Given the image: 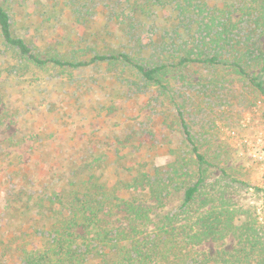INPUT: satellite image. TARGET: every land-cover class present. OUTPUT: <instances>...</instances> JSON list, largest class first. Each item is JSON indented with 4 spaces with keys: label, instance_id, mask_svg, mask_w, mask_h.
<instances>
[{
    "label": "rangeland",
    "instance_id": "rangeland-1",
    "mask_svg": "<svg viewBox=\"0 0 264 264\" xmlns=\"http://www.w3.org/2000/svg\"><path fill=\"white\" fill-rule=\"evenodd\" d=\"M0 1L12 15L16 34L42 54L82 59L95 52H128L150 62L161 50L178 52L187 32L176 29V4L164 6L157 0ZM206 1L234 10L233 21L247 24L240 23L249 12L240 0ZM133 34L143 43L153 38L159 45L138 52ZM259 34L254 33L255 39L264 49V34ZM258 69L250 70L258 74ZM163 81L167 88L119 63L39 67L0 38V263L11 258L3 249L38 235H28L36 220L23 213L21 202L12 201L22 174L34 182L35 200L83 178L125 195L121 186L140 172L193 162L179 110L209 161L206 190H224L233 202L256 209L264 219V96L231 67L193 63ZM195 180L177 176L159 210H179L185 188ZM31 202L27 208L35 206ZM21 228L26 231L20 238L16 233ZM232 242L199 250L212 254Z\"/></svg>",
    "mask_w": 264,
    "mask_h": 264
},
{
    "label": "trees",
    "instance_id": "trees-1",
    "mask_svg": "<svg viewBox=\"0 0 264 264\" xmlns=\"http://www.w3.org/2000/svg\"><path fill=\"white\" fill-rule=\"evenodd\" d=\"M157 1L164 6L176 4V29L182 27L187 32L178 52L161 50L150 62L128 52H95L82 59L35 52L29 41L16 34L12 15L1 1L0 38L39 67L119 63L163 88L168 87L164 76L193 63L231 67L264 96V49L254 35L264 34V0H240V5L249 9L248 18L240 20L246 21L243 25L233 21L234 10L212 7L206 0ZM235 32L249 34L243 37ZM132 37H136L138 52L148 45H159L153 38L143 43L136 34ZM252 67H258L260 73H254ZM182 115L179 110L193 162L183 166L179 161L170 162L166 171L157 168L140 172L121 186L125 195L104 183L83 178L64 183L35 200L31 191L34 182L22 174L23 183L12 201L21 202L23 213L36 220L28 235H38L28 243L3 249L11 258L0 264H264V219L256 209L233 202L224 190H206L209 161ZM180 175L196 178L185 188L181 208L174 213L159 210ZM232 181L247 185L238 178ZM29 201L35 206L27 208ZM196 203L199 206L195 208ZM25 231L21 228L16 235L24 237ZM227 239L233 241L231 247L217 248L212 254L200 253V247Z\"/></svg>",
    "mask_w": 264,
    "mask_h": 264
}]
</instances>
